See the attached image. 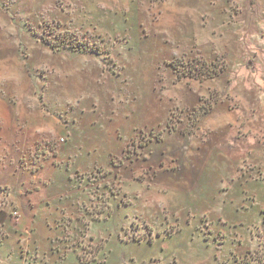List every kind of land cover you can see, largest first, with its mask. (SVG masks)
<instances>
[{"label": "rangeland", "instance_id": "374dc122", "mask_svg": "<svg viewBox=\"0 0 264 264\" xmlns=\"http://www.w3.org/2000/svg\"><path fill=\"white\" fill-rule=\"evenodd\" d=\"M0 264H264V0H0Z\"/></svg>", "mask_w": 264, "mask_h": 264}, {"label": "trees", "instance_id": "16d2710c", "mask_svg": "<svg viewBox=\"0 0 264 264\" xmlns=\"http://www.w3.org/2000/svg\"><path fill=\"white\" fill-rule=\"evenodd\" d=\"M53 46V45H52ZM53 48H55L54 46H53Z\"/></svg>", "mask_w": 264, "mask_h": 264}, {"label": "built area", "instance_id": "2783aa9c", "mask_svg": "<svg viewBox=\"0 0 264 264\" xmlns=\"http://www.w3.org/2000/svg\"><path fill=\"white\" fill-rule=\"evenodd\" d=\"M62 140V139H61Z\"/></svg>", "mask_w": 264, "mask_h": 264}, {"label": "crops", "instance_id": "0c3cea01", "mask_svg": "<svg viewBox=\"0 0 264 264\" xmlns=\"http://www.w3.org/2000/svg\"><path fill=\"white\" fill-rule=\"evenodd\" d=\"M8 128V127H7Z\"/></svg>", "mask_w": 264, "mask_h": 264}]
</instances>
